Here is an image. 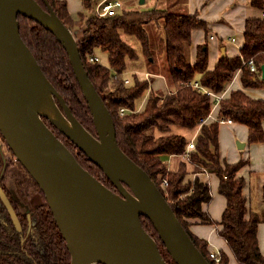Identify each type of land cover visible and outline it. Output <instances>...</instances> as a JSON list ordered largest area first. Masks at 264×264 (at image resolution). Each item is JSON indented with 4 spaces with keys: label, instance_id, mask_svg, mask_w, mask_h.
<instances>
[{
    "label": "trees",
    "instance_id": "16d2710c",
    "mask_svg": "<svg viewBox=\"0 0 264 264\" xmlns=\"http://www.w3.org/2000/svg\"><path fill=\"white\" fill-rule=\"evenodd\" d=\"M36 1L46 8L43 0ZM47 1L69 28L84 25L82 36L77 38L79 53L88 77L112 117L119 147L156 183L203 256L211 264H229L230 260L228 253L222 249L217 252V259L210 256L207 240L192 232L190 219L215 224L217 234L225 240L236 264H264L257 238V227L263 217L249 207L245 193L246 176L240 174L247 160L227 162L220 155L218 138L220 119L230 118L246 126L248 143L264 142V99L253 98L240 88L231 89L227 98L219 100L216 119L206 122L212 100L203 89L223 91L238 69L243 87H264V79L260 77V65L264 63V16L246 18L243 44L238 54L220 56L213 68L208 69L205 43L196 46L193 62L187 58L191 31L195 28L205 32L208 30L207 23L196 14L153 7L148 10L122 8L114 15L100 16L90 13L96 0H80L82 9L72 14L68 11L66 0ZM251 4L260 8L263 0H251ZM17 18L20 35L45 76L60 92L78 120L96 135L91 113L65 49L49 30L35 20L20 14ZM159 20L164 35L161 44L164 42L167 79L172 88L167 92L151 89L143 109L136 111L138 99L149 88V79L139 80L134 76L131 82L124 81L126 58L135 57L136 52L123 40L121 33L134 36L141 43L142 53L149 56L150 42L145 24L159 23ZM97 50L106 53V64L87 60L89 55L97 54ZM250 59L255 64V70H251L247 63ZM192 80H196L198 85L195 86ZM121 107L126 109L123 113H120ZM43 119L82 167L117 192L100 167L88 160L68 138L57 133L48 119ZM172 126L183 127L195 134V149L189 152L188 157L184 156V150L192 135L187 137L183 133L172 132ZM169 156L177 157L175 166L167 164ZM189 164L192 165V172L196 173L192 179L186 178ZM201 171L212 172L218 177L217 191L225 198L224 209L217 221L202 207L203 203L210 202L211 189L207 182L200 180L198 173ZM163 179L166 183H163ZM46 213L43 228L49 225L52 231V254L56 257L54 264H69L70 254L54 225L52 213L49 210ZM140 220L144 229L155 239L163 258L170 264H176L150 220L143 215ZM1 231L0 228V237H4ZM6 241L8 247L18 244L12 240ZM4 256L0 264H37L25 257ZM47 261L48 257L46 264Z\"/></svg>",
    "mask_w": 264,
    "mask_h": 264
},
{
    "label": "water",
    "instance_id": "95a60500",
    "mask_svg": "<svg viewBox=\"0 0 264 264\" xmlns=\"http://www.w3.org/2000/svg\"><path fill=\"white\" fill-rule=\"evenodd\" d=\"M43 1L46 8L36 0H0V133L43 192L69 264H170L142 226L141 215L176 264H211L156 183L119 147L112 117L79 53L77 38L84 25L69 28ZM19 14L49 30L65 49L96 135L43 73L20 35ZM260 77L264 79V63ZM43 118L100 167L117 192L82 167Z\"/></svg>",
    "mask_w": 264,
    "mask_h": 264
},
{
    "label": "crops",
    "instance_id": "0c3cea01",
    "mask_svg": "<svg viewBox=\"0 0 264 264\" xmlns=\"http://www.w3.org/2000/svg\"><path fill=\"white\" fill-rule=\"evenodd\" d=\"M121 5L124 0H120ZM130 6L134 3L132 0H126ZM146 0H143L145 2ZM68 11L72 14L82 9L80 0H66ZM227 4V9H222L223 4ZM129 5L127 9H129ZM121 7V6H120ZM118 8L117 11L122 8ZM160 8L174 11L177 13L196 14L199 18L207 23L208 30L205 32L201 28H195L191 31V41L189 44V53L191 54L192 61H194L196 46L201 43H205L208 50V69H212L215 62L220 56L227 55L232 57L238 54L239 48L243 44V26L244 20L248 17L262 16L264 11V0L262 6L256 7L251 4V0H160V5H157V1L147 7L148 9ZM132 9V8H131ZM136 9V8H133ZM139 10H143L139 8ZM146 10V9H145ZM223 49V50H222ZM223 53V55H222ZM153 57V56H152ZM151 57V58H152ZM150 72L151 74H149ZM143 75H138L137 79H149V88L145 90L143 95L138 99L136 104V111L143 109L145 102L148 98L151 89H161L162 91H168L169 88L164 82L155 79L153 74L157 71L148 70ZM240 69L236 70L233 77L229 81L228 86L223 90V98L229 96L231 89L240 88L243 89L249 96L253 98L264 99V87H243L240 80ZM164 75L163 79H167V71L159 73ZM150 76V77H149ZM166 76V77H165ZM149 77V78H148ZM154 78V79H153ZM130 82V81H129ZM219 102L211 105V110L206 118V122H210L216 119L218 114ZM221 122H219L220 125ZM227 125H232L234 122H225ZM264 128V120L262 121ZM246 127V126H245ZM195 134L191 136L194 137ZM190 138V139H191ZM219 151L221 146V134L219 129ZM244 146L247 147V152L244 156H240L238 159L229 161L226 156L220 151V155L227 162H235L239 159L247 160L245 165L242 166L240 174L246 176L247 171L252 167L251 170L264 172V142L248 143L247 142V128L246 138L242 139ZM177 162L176 156L167 157V164L175 166ZM169 165V166H170ZM189 173L186 178L192 179L196 173L192 172V165H188ZM200 180L205 181L209 184L211 189V200L208 203H203L202 207L207 210L214 220H219L221 213L225 206V198L217 191L218 177L212 172L201 171L198 173ZM261 220L257 227V238L261 252L264 255V214L261 215ZM192 224L190 229L194 234L199 237L205 238L208 242V249L210 251L218 252L220 249L226 251L229 255V264H236L233 256L226 246L225 240L217 234V227L215 224L201 223L196 219H190Z\"/></svg>",
    "mask_w": 264,
    "mask_h": 264
},
{
    "label": "flooded vegetation",
    "instance_id": "af4514ba",
    "mask_svg": "<svg viewBox=\"0 0 264 264\" xmlns=\"http://www.w3.org/2000/svg\"><path fill=\"white\" fill-rule=\"evenodd\" d=\"M48 210L50 208L43 192L16 160L0 133V228L4 236L0 237V259L10 254L32 259L37 264H46V257L47 264L56 262L52 254V231L49 225L43 228V219ZM53 222L59 231L54 218ZM6 240L18 244L8 247ZM63 242L67 250L64 239Z\"/></svg>",
    "mask_w": 264,
    "mask_h": 264
},
{
    "label": "rangeland",
    "instance_id": "374dc122",
    "mask_svg": "<svg viewBox=\"0 0 264 264\" xmlns=\"http://www.w3.org/2000/svg\"><path fill=\"white\" fill-rule=\"evenodd\" d=\"M132 1L134 5L130 6L129 5L130 2L128 3L126 0H124L120 8H127V6L129 5L128 7L129 9L141 8L145 10L153 3L154 0H146L145 2H139V0H132ZM156 1H157V5H160V0H156ZM221 8L224 10L227 9L228 8L227 4L226 3L223 4ZM90 13L92 12L90 11ZM158 22L159 23L149 22L145 24V28L148 31L149 42H150L151 54L149 56L142 53L141 43L134 36L123 32L121 33V37L123 38V40L126 41L130 46H132L134 51L136 52L135 57L126 58V68L123 74L125 75V78H128L129 81L131 82L134 76L138 77L139 75L140 77V75H143L145 72H148V70H154L157 71L156 73H158V74H153L154 78L160 80V82L162 83L164 82L165 84H167L168 88L171 89L172 88L171 83H169L168 80L163 79L164 76L163 74L162 75L159 74V73H163L164 71L165 72L167 71V65L165 61L164 42L161 44V40L163 39L164 36L163 30L159 26L161 20H159ZM97 55L99 56L100 61L102 63L104 64L107 63V56L105 52L101 50H97ZM187 58L190 62L192 61V57L191 54L189 53V50L187 53ZM148 73L151 74L150 72ZM219 129L221 134L220 151H222V153L226 156V158L229 161H232L233 159H238L240 156H244L247 152V147L238 148L237 142H243L242 139L246 138L245 125L237 122H234V124L232 125H227L225 122H221L219 125ZM171 131L176 133H183L187 137H190L193 133L187 131L185 128L180 126H172ZM251 169L252 167L246 173L245 193L247 195L248 205L253 211L257 212L258 215H263L264 214V172L254 171Z\"/></svg>",
    "mask_w": 264,
    "mask_h": 264
},
{
    "label": "built area",
    "instance_id": "2783aa9c",
    "mask_svg": "<svg viewBox=\"0 0 264 264\" xmlns=\"http://www.w3.org/2000/svg\"><path fill=\"white\" fill-rule=\"evenodd\" d=\"M121 6V1L120 0H96L92 6L91 12L92 14H97L100 16L104 15H114L117 12V9ZM262 16H264V11L262 12ZM88 61H100V58L97 54L94 55H89L87 58ZM249 64V67L251 70H255V64L253 61L250 59L247 61ZM125 82H129L128 78L124 79ZM195 86L198 85V82L196 80L191 81ZM190 82V83H191ZM208 95L210 96L212 100V105L216 102H219L220 99L223 98V91L220 92H215L211 89L208 88H203ZM120 113H123L126 109L121 107ZM206 120V119H205ZM220 122H232L230 118L227 119H220ZM195 149V143H194V137L189 140L187 143L185 150H184V156L188 157V154L191 150ZM163 183H166V180L163 179ZM210 256L214 259H217V252L216 251H210Z\"/></svg>",
    "mask_w": 264,
    "mask_h": 264
}]
</instances>
